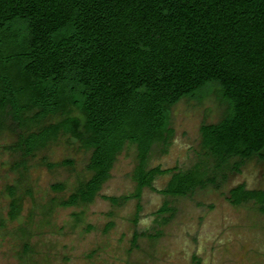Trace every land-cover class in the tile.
<instances>
[{"label": "trees", "instance_id": "1", "mask_svg": "<svg viewBox=\"0 0 264 264\" xmlns=\"http://www.w3.org/2000/svg\"><path fill=\"white\" fill-rule=\"evenodd\" d=\"M211 95L224 113L200 128L203 159L187 171L149 168L153 146L166 152L173 138L172 108ZM1 131L17 137L5 149L19 154L23 178L62 136L90 152L89 177L62 207L92 203L127 146L137 151L138 198L168 173L166 195L218 186L247 161L264 162V0H0ZM15 191L10 221L22 211ZM228 201L264 212V190L240 184Z\"/></svg>", "mask_w": 264, "mask_h": 264}, {"label": "rangeland", "instance_id": "2", "mask_svg": "<svg viewBox=\"0 0 264 264\" xmlns=\"http://www.w3.org/2000/svg\"><path fill=\"white\" fill-rule=\"evenodd\" d=\"M223 113L213 95L181 100L172 108L173 138L166 152L163 145L153 146L148 167H194L204 155L201 126L218 122ZM16 140L0 132V264H264V212L254 201L239 206L228 201L230 189L240 184L264 190V162L247 161L218 186L187 196L163 194L171 174L159 175L138 198L137 151L127 146L92 203L62 207L59 202L89 177L90 152L62 136L29 159L23 178L15 166L19 154L5 149ZM44 158L73 163L51 169ZM55 184L64 190H54ZM9 187L22 200L15 221L8 217ZM106 197L125 199L114 205ZM165 206L168 210L161 211Z\"/></svg>", "mask_w": 264, "mask_h": 264}]
</instances>
